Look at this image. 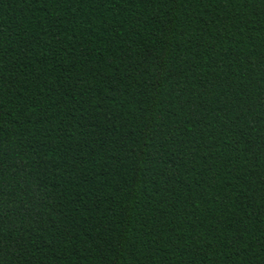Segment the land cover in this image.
I'll use <instances>...</instances> for the list:
<instances>
[{
    "label": "trees",
    "instance_id": "16d2710c",
    "mask_svg": "<svg viewBox=\"0 0 264 264\" xmlns=\"http://www.w3.org/2000/svg\"><path fill=\"white\" fill-rule=\"evenodd\" d=\"M0 264H264V0H0Z\"/></svg>",
    "mask_w": 264,
    "mask_h": 264
}]
</instances>
